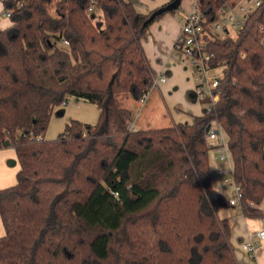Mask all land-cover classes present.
Segmentation results:
<instances>
[{
    "label": "trees",
    "instance_id": "trees-1",
    "mask_svg": "<svg viewBox=\"0 0 264 264\" xmlns=\"http://www.w3.org/2000/svg\"><path fill=\"white\" fill-rule=\"evenodd\" d=\"M92 1L3 0L0 148L13 147L21 167L0 189V264H239L207 134L222 125L241 210L263 217L264 0L235 38L207 39L210 65L223 68L219 99H202L191 123L148 129L130 127L134 112L117 95L139 101L151 88L143 39L166 12L145 24L156 9L94 0L97 20ZM222 3L198 0L209 17ZM72 97L97 104V122L74 119L46 138Z\"/></svg>",
    "mask_w": 264,
    "mask_h": 264
},
{
    "label": "crops",
    "instance_id": "crops-1",
    "mask_svg": "<svg viewBox=\"0 0 264 264\" xmlns=\"http://www.w3.org/2000/svg\"><path fill=\"white\" fill-rule=\"evenodd\" d=\"M170 1L171 0H133V3L138 12L147 14ZM2 10L3 0H0V16H2ZM9 24L10 20L0 28L7 27ZM179 32V19L173 15V12H166L150 24L146 36L143 39V47L154 74L158 75V73H164L168 77L166 82H162L163 84L159 83L161 84L159 85L161 93L172 95L175 91L179 90L185 107L191 109L192 115H196L194 114L195 108L193 107L197 104V100L201 98L195 93L196 78L194 70L189 66L182 65L171 57V51L173 50ZM184 76L186 77L185 84L180 85L177 80ZM150 99L151 95L147 102L150 101ZM153 105V102H151V107ZM195 113L197 112L195 111ZM99 114L100 109L97 104L91 103L84 98L72 97L67 104H62L55 108L47 129L46 138L52 139L57 137V135L64 130L65 126L74 119L87 123H96ZM176 122L177 121L174 120V123ZM216 161L217 166L214 170L212 168V170L213 178L217 181L216 184L218 187H215L214 179L213 185L231 200L236 196V184L233 179L229 181H224L222 179L221 168L223 165L219 159L216 158ZM20 167L19 158L13 147L0 148V189L13 186L17 183V173ZM260 207L264 211V199ZM218 214L220 218H226L231 222V242L238 263L264 264V239H259L256 236V233L264 228V215L261 218L246 217L241 210L240 201L221 209ZM5 233V226L0 214V237L4 236ZM249 240L258 241L255 255H251L244 248V244Z\"/></svg>",
    "mask_w": 264,
    "mask_h": 264
},
{
    "label": "built area",
    "instance_id": "built-area-1",
    "mask_svg": "<svg viewBox=\"0 0 264 264\" xmlns=\"http://www.w3.org/2000/svg\"><path fill=\"white\" fill-rule=\"evenodd\" d=\"M261 0H223L222 5L214 15L209 17L208 11H203L198 5V0H194V6L185 16H182L180 22V32L174 43L171 57L182 65L193 67L196 75L195 93L202 99H210L214 104L219 99L216 92L222 78L221 75L214 73L217 68L210 65L209 61L213 54L206 51L207 39L216 37L214 32L217 30L229 33L230 27L241 29L248 16L254 9L260 5ZM181 7V4L180 6ZM183 9V7H182ZM96 6L93 0L88 7L87 12L95 15ZM2 16L9 17L11 11H3ZM65 44L68 41H64ZM223 74V73H222ZM167 77L164 73L154 74L151 88L144 92L139 99V103L144 105L149 95L159 83L166 82ZM134 128L133 122L130 124ZM207 139L212 148L216 151V158L222 162L221 173L224 181L233 179V165L231 153L228 146V138L222 125L214 120L209 128ZM236 196L230 200L231 204L240 201L242 190L239 185H235ZM259 239H264V228L256 233ZM258 241L249 240L244 244V248L255 255Z\"/></svg>",
    "mask_w": 264,
    "mask_h": 264
},
{
    "label": "rangeland",
    "instance_id": "rangeland-1",
    "mask_svg": "<svg viewBox=\"0 0 264 264\" xmlns=\"http://www.w3.org/2000/svg\"><path fill=\"white\" fill-rule=\"evenodd\" d=\"M193 6H194V0H182L181 7L176 8L175 11H173V15L180 20L182 16H185L190 10H192ZM95 14L97 16L96 17L97 20L102 19L101 11L96 10ZM8 20H9L8 17L0 16V27L6 22H8ZM229 27H230V29H228L229 33H225L224 31L217 30L214 32L215 36L217 38H224L226 36H231L235 38L238 35L240 29L233 26H229ZM214 73L222 76L223 68L219 67L214 71ZM177 81L178 83H180V85H184L186 81V77L185 76L181 77ZM159 85L156 86L154 89H152L150 93L151 99L148 102L146 101L144 105H142L138 101H135L128 93H121L117 95L118 103L121 106L133 110L134 128L148 129V128L169 127L174 125V120L177 122L181 121L184 123H191L193 121V117L191 114L192 111L191 109H187L185 107V104L183 103L182 100L183 98L181 92H179L178 90L175 91V93H173L172 95L163 94L159 90ZM201 100L202 98L200 100H197V104L193 107L195 108L194 110L197 112L195 113L194 111V114L196 115H198V113L200 114V112L202 113V109L205 106V104H203ZM151 102H153L154 104L152 107H151ZM216 155H217L216 151L212 148L210 150V160L213 170L217 166ZM214 181H215L214 182L215 187L217 188L218 187L216 184L217 181L215 179Z\"/></svg>",
    "mask_w": 264,
    "mask_h": 264
},
{
    "label": "water",
    "instance_id": "water-1",
    "mask_svg": "<svg viewBox=\"0 0 264 264\" xmlns=\"http://www.w3.org/2000/svg\"><path fill=\"white\" fill-rule=\"evenodd\" d=\"M182 0H171L169 3L156 9L151 16L146 20L145 24L152 21L157 15L162 14L163 12L173 11L178 8Z\"/></svg>",
    "mask_w": 264,
    "mask_h": 264
}]
</instances>
